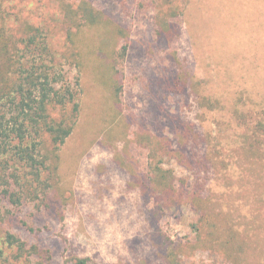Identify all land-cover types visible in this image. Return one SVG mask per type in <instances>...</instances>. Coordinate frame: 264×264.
Listing matches in <instances>:
<instances>
[{
	"label": "rangeland",
	"instance_id": "rangeland-1",
	"mask_svg": "<svg viewBox=\"0 0 264 264\" xmlns=\"http://www.w3.org/2000/svg\"><path fill=\"white\" fill-rule=\"evenodd\" d=\"M62 1L77 7L84 0H14L12 12L50 26L53 47L63 51L70 45ZM86 1L117 16L130 41L103 25L80 38L85 63L70 69L80 81V114L53 175L56 197L69 203L67 220L42 219L41 242L62 259L76 255L98 264H168L164 254L171 251L180 264H264V145H258L264 138L250 114L264 108V0ZM170 27L173 38L159 39V29ZM111 65L123 75L118 97ZM177 72L192 80L189 94L159 96L150 88L153 79ZM206 98L219 108H201ZM237 108L247 120H234ZM183 116L197 124L200 149L211 154L202 188L208 197L193 202L182 191L191 173L168 157L159 163L168 181L159 184L172 182L170 197L179 204L159 211V195L149 194L147 202L138 171L131 172L135 166L147 174L151 165L140 147V124L145 117L151 132L178 149L174 121ZM208 222L222 242L234 234V247L202 242Z\"/></svg>",
	"mask_w": 264,
	"mask_h": 264
},
{
	"label": "trees",
	"instance_id": "trees-1",
	"mask_svg": "<svg viewBox=\"0 0 264 264\" xmlns=\"http://www.w3.org/2000/svg\"><path fill=\"white\" fill-rule=\"evenodd\" d=\"M13 1L0 0V264H98L76 255L60 258L41 242V233L47 227L40 225L47 217L60 222L67 220L69 203L64 197H56L53 175L61 149L74 133L80 114L77 95L80 81L70 76V69L80 71L85 63L84 53L78 45L82 43L80 38L86 29H102L103 25L112 26L110 32L127 42L130 39L117 16L97 10L86 0L77 7L62 1L66 43L70 46L57 51L53 47L51 27L44 22L34 23L30 17L23 18L21 12L13 13ZM122 5L127 8L126 3ZM173 28H160L159 39L169 42L168 39L174 36ZM124 51L127 52L126 46ZM109 71L118 97L123 89V75L114 65ZM168 77L153 79L150 88L160 90L159 96L163 92L190 93L193 82L188 75L177 72ZM205 103L213 108H219L220 104L216 99L206 98L200 107H205ZM234 112V120H247L239 108ZM250 114L254 119L258 118L256 128L259 137L264 138V108L252 110ZM183 118L187 116L174 121L178 149L168 138L151 132L145 117L140 124V147L149 151L151 165L148 175L135 166L131 172L133 174V169L138 171L134 176L140 177L138 183L140 180V189L147 202L149 194L159 195L156 197L159 211L179 204L170 197L176 192L172 182L162 186V182L168 181V173L159 163L168 157L182 161L191 173L193 182L191 186L182 187V191L193 202L208 197L202 188L204 178L211 170L208 162L211 154L200 149L204 139L197 124ZM261 144L264 142L258 145ZM169 174L173 178V171ZM192 204L195 206L196 203ZM207 225H210L208 240L202 239V242L234 247V234L222 242L215 235L213 223ZM64 239L67 242V238ZM227 254L235 255L230 248ZM164 257L168 264H180L176 251L165 252Z\"/></svg>",
	"mask_w": 264,
	"mask_h": 264
}]
</instances>
